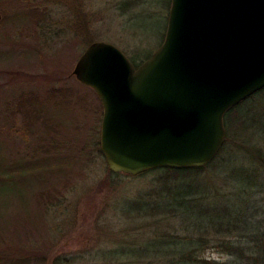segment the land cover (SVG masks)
Returning <instances> with one entry per match:
<instances>
[{
	"label": "rangeland",
	"instance_id": "rangeland-1",
	"mask_svg": "<svg viewBox=\"0 0 264 264\" xmlns=\"http://www.w3.org/2000/svg\"><path fill=\"white\" fill-rule=\"evenodd\" d=\"M170 7L171 0H0V264H169L173 248L162 246L158 233L193 237L186 226L216 219L200 215L199 206L181 217L123 212L157 184L151 176L111 174L100 148L101 101L73 75L95 42L145 62L164 42ZM31 97L44 111L25 119L16 108ZM258 111L255 105L245 116ZM254 137L233 126L230 141L263 148V138ZM229 158L231 167H252L242 150ZM221 172L177 186L210 192L212 204L229 181ZM209 240L197 258L233 260L223 240Z\"/></svg>",
	"mask_w": 264,
	"mask_h": 264
},
{
	"label": "water",
	"instance_id": "water-1",
	"mask_svg": "<svg viewBox=\"0 0 264 264\" xmlns=\"http://www.w3.org/2000/svg\"><path fill=\"white\" fill-rule=\"evenodd\" d=\"M73 75L101 101L112 173L205 168L227 139L226 114L264 89V0H171L164 42L138 68L95 42Z\"/></svg>",
	"mask_w": 264,
	"mask_h": 264
},
{
	"label": "trees",
	"instance_id": "trees-1",
	"mask_svg": "<svg viewBox=\"0 0 264 264\" xmlns=\"http://www.w3.org/2000/svg\"><path fill=\"white\" fill-rule=\"evenodd\" d=\"M131 61L136 68L142 64L132 59ZM55 95L63 96V93L51 94V96ZM28 101L27 105L16 109L25 119L35 116L38 118L44 111L43 105H40L34 97ZM246 105H249V108H246L241 115L240 111ZM255 105H259L258 114L245 116L253 111ZM225 126L227 139L212 163L200 169H157L138 176H151L157 187L154 192L127 202L126 207H128L123 210L127 215L141 217L155 216L157 213L181 217L189 211L194 213L195 208L199 206L200 215L216 218L210 219L203 226L194 223L193 226H186L187 231L192 230L193 237L181 238L165 232L158 233L159 237L156 240L160 239L159 243L162 246L173 248L168 252L171 253L169 264H221L207 259L200 260L195 256V253L211 243L209 237L223 240L221 247L233 258L231 262L225 264H264V146L262 148L257 146L258 144H247L239 139L234 144L230 141L233 126L250 132L255 136L254 138L262 137L264 140V89L230 110L225 116ZM236 150H242L247 154L248 162L250 161L252 166L251 170L229 166V157ZM220 171L224 179L229 181L222 185L223 189H216L220 201L215 203L208 202L211 199L210 192H188L177 186V183H184L192 178L195 182L209 179ZM111 174L118 175L112 172ZM238 175L240 177H237ZM155 245V242L149 244V246ZM183 247L188 249L181 251ZM158 254L157 251L152 254L143 251L140 256L147 255L150 260L155 261Z\"/></svg>",
	"mask_w": 264,
	"mask_h": 264
},
{
	"label": "bare ground",
	"instance_id": "bare-ground-1",
	"mask_svg": "<svg viewBox=\"0 0 264 264\" xmlns=\"http://www.w3.org/2000/svg\"><path fill=\"white\" fill-rule=\"evenodd\" d=\"M151 58V57H150Z\"/></svg>",
	"mask_w": 264,
	"mask_h": 264
}]
</instances>
